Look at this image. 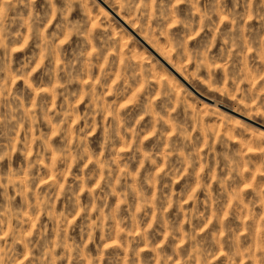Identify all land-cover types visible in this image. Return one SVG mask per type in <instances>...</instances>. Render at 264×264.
<instances>
[{
  "label": "rangeland",
  "instance_id": "rangeland-1",
  "mask_svg": "<svg viewBox=\"0 0 264 264\" xmlns=\"http://www.w3.org/2000/svg\"><path fill=\"white\" fill-rule=\"evenodd\" d=\"M0 264H264V0H0Z\"/></svg>",
  "mask_w": 264,
  "mask_h": 264
},
{
  "label": "bare ground",
  "instance_id": "bare-ground-1",
  "mask_svg": "<svg viewBox=\"0 0 264 264\" xmlns=\"http://www.w3.org/2000/svg\"><path fill=\"white\" fill-rule=\"evenodd\" d=\"M121 22H122V20H120ZM130 30V29H129ZM138 38V37H137ZM140 40V39H139ZM143 41V40H142ZM143 44H145V43H143ZM147 46V45H146ZM154 54V53H153ZM162 63H163V59L162 58H160V56L155 52V54H154ZM165 63V62H164ZM166 65V64H165ZM171 69V68H170ZM169 69V70H170ZM176 73V72H175ZM177 74V73H176ZM178 77V76H177ZM262 131V130H261Z\"/></svg>",
  "mask_w": 264,
  "mask_h": 264
}]
</instances>
